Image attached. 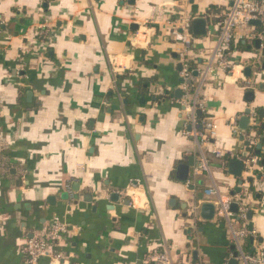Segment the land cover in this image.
<instances>
[{"label":"crops","instance_id":"obj_1","mask_svg":"<svg viewBox=\"0 0 264 264\" xmlns=\"http://www.w3.org/2000/svg\"><path fill=\"white\" fill-rule=\"evenodd\" d=\"M229 7L227 0H0V264H26L28 239L57 221L68 229L55 243L59 264H149L155 252L175 264H229L236 246L228 224L217 216L196 221L193 208L211 188L232 197L251 178L230 174L211 150L247 157L248 142L232 124L251 133L241 122L249 109L257 135L263 131L264 49L242 42L247 48L234 50L251 78L240 66L231 78L219 69L196 76L204 105L197 117L217 125L213 144L203 146L187 134L184 93L176 95L183 64L174 36L190 18L189 57L207 68ZM199 17L205 35L194 32ZM148 22L154 27L137 39ZM116 57L127 69L115 77ZM181 164L191 168L188 182L177 179ZM256 178L246 181L254 228L245 245L253 254L264 252V184Z\"/></svg>","mask_w":264,"mask_h":264},{"label":"built area","instance_id":"obj_2","mask_svg":"<svg viewBox=\"0 0 264 264\" xmlns=\"http://www.w3.org/2000/svg\"><path fill=\"white\" fill-rule=\"evenodd\" d=\"M230 3L229 9L222 16L221 22L218 25V46L213 55L211 64L207 68L201 69L197 63V60H192L189 57V52L194 45L195 37L191 31V19H185L181 27L177 28L174 32L175 41L180 44L181 50L179 52L180 60L183 64V71L181 76L183 78V93L184 97L182 104L185 107L186 112V124L185 126H191L192 129L187 134L193 135L203 146H207L211 143L216 135L217 125L213 120L209 118L199 119L198 112L204 111V105L199 99V92L201 86L195 85V79L198 76H203L205 79L214 70L219 69L225 72L230 78L234 76L237 67H243V65H237L234 62L233 55L234 50H237L238 46L242 43H248L252 46L257 40L261 41V48L264 49V0H227ZM260 21L261 26H252L250 22ZM154 27L151 23L139 26L137 32V39L146 37V32L143 28ZM143 30V31H142ZM47 25L44 24L40 30L46 38V42L50 44L53 37L49 33ZM119 57L112 60L113 73L119 76L127 69L126 63H120ZM203 79V80H205ZM246 79V78H244ZM264 81V77H262ZM247 80V79H246ZM250 119V131L251 133H245L239 130L235 123L232 124L233 134L241 136L245 141L248 142L247 146V157H238L237 160L244 162L245 171L247 177L253 178L259 177L262 184H264V168L260 166V161L263 157L257 156L255 149L259 143L264 140V131L257 135L258 116L255 112L247 115ZM201 126L202 130H199ZM186 131V130H185ZM212 156L220 161L229 162L230 157L226 155L221 149L213 144ZM202 168L207 171L209 170V161L207 157L203 156L201 159ZM242 174V175H243ZM241 178V177H240ZM242 181L244 184L240 187L241 193L236 194L234 197H228L221 194L217 186L211 188L206 192V200L204 202L213 203L216 207V216L225 220L229 226V231L232 235L233 241L236 246V251L239 256L237 258L239 264H264V252L259 251L258 253H248L245 249V243L247 238L253 234L248 229V214L250 212L248 199L250 196L249 189L246 187L247 178L243 177ZM207 198L209 200H207ZM211 200V201H210ZM239 203L238 213L232 211V204L234 202ZM200 205V206H201ZM198 206L193 208V217L196 221L201 220ZM237 222L241 225L237 227ZM68 232L67 226L57 221L51 227L42 232L34 234L24 246V255L26 256V264H38L43 258H48L50 264H59V260L63 257L58 253L55 248L56 242L64 241ZM235 254V253H234ZM234 254L232 255L234 257ZM149 264H175L173 258L167 252H155L148 258ZM183 264V263H182ZM194 264V263H185Z\"/></svg>","mask_w":264,"mask_h":264},{"label":"water","instance_id":"obj_3","mask_svg":"<svg viewBox=\"0 0 264 264\" xmlns=\"http://www.w3.org/2000/svg\"><path fill=\"white\" fill-rule=\"evenodd\" d=\"M250 24L252 26H256V27H260L261 26V22L260 21H252V22H250ZM193 28H194V32H195L196 35H205L206 31H207L206 19L203 18V17L196 18L194 20V22H193ZM256 47H257V49H260V47H261V41L260 40L256 41ZM239 65H240V63H239ZM244 69H245L244 70L245 76L247 78H251L253 76V69L251 67H247V68H244ZM195 76H197V74H195ZM176 95L179 98H182L183 91L182 90H177ZM254 98H255V93L250 92V93L247 94V100L249 102H253ZM250 113H251L250 109L246 111L247 115L250 114ZM198 114H200V112H198ZM259 119L260 120L264 119V110H261L260 115H259ZM241 122H243L244 125H246L247 122L250 123V119H249V117L242 118ZM258 124L260 125V123H258ZM199 128H201V126ZM262 129H264V124L262 125ZM244 130H245V128H244ZM263 145H264V143L262 142V143H260L257 146V151H256L257 155H260L261 150L263 148ZM247 155H248V153H244V156H247ZM261 163H262V165H264V160H262ZM228 165H229L230 174H232V175H234V176H236L238 178H240L242 176L243 172L245 171L244 162L241 161V160L232 159V160L229 161ZM190 177H191V168H190V166L187 165V164L179 165L178 168H177V179L179 181H181V182H188L190 180ZM256 180H260V178L257 177ZM247 181H248L249 184H253L255 179L251 177ZM243 184H244V181L240 180L238 188L236 189V191L234 193L231 194L232 197H234L236 194L241 193V188L240 187ZM112 198H114L113 201L116 203L117 200H119V195L114 194L112 196ZM54 199L55 198L52 197L50 200L54 201ZM108 209L109 210H113L114 208L110 207ZM238 210H239V203L235 201L232 204V211L237 214ZM253 215H254V212L250 211L249 214H248V219L250 221H252ZM200 216L205 221H213L215 219V217H216V207H215V205L213 203H210V202H204L201 205V207H200ZM253 228H254V225L251 222L249 224L250 232H253ZM238 256H239L238 252H235L234 257H233V259H231L229 261V264H239V262L237 260Z\"/></svg>","mask_w":264,"mask_h":264},{"label":"trees","instance_id":"obj_4","mask_svg":"<svg viewBox=\"0 0 264 264\" xmlns=\"http://www.w3.org/2000/svg\"><path fill=\"white\" fill-rule=\"evenodd\" d=\"M241 44H242L241 46H243L245 49L247 48L248 43L246 45H243V43H241ZM263 56H264V53H263ZM200 119H202V117ZM263 131H264V129H263ZM262 142L264 143V140H262ZM254 151H256V149ZM258 156L263 157V160H264V153L261 152L260 155H258ZM245 249H246V252H248V253L252 252L247 245H245Z\"/></svg>","mask_w":264,"mask_h":264},{"label":"rangeland","instance_id":"obj_5","mask_svg":"<svg viewBox=\"0 0 264 264\" xmlns=\"http://www.w3.org/2000/svg\"><path fill=\"white\" fill-rule=\"evenodd\" d=\"M252 46V45H251ZM252 49V48H251Z\"/></svg>","mask_w":264,"mask_h":264}]
</instances>
